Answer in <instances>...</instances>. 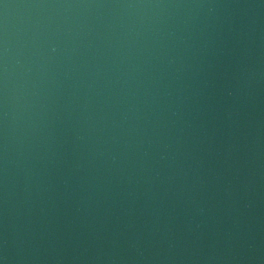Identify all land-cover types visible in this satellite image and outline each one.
<instances>
[{
  "label": "water",
  "instance_id": "1",
  "mask_svg": "<svg viewBox=\"0 0 264 264\" xmlns=\"http://www.w3.org/2000/svg\"><path fill=\"white\" fill-rule=\"evenodd\" d=\"M0 264H264V0H0Z\"/></svg>",
  "mask_w": 264,
  "mask_h": 264
}]
</instances>
